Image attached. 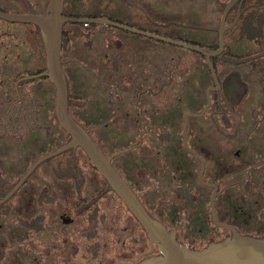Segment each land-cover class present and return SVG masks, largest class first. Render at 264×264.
<instances>
[{"label":"flooded vegetation","instance_id":"obj_1","mask_svg":"<svg viewBox=\"0 0 264 264\" xmlns=\"http://www.w3.org/2000/svg\"><path fill=\"white\" fill-rule=\"evenodd\" d=\"M118 184L159 238L264 237V0H0V264L160 254Z\"/></svg>","mask_w":264,"mask_h":264},{"label":"water","instance_id":"obj_2","mask_svg":"<svg viewBox=\"0 0 264 264\" xmlns=\"http://www.w3.org/2000/svg\"><path fill=\"white\" fill-rule=\"evenodd\" d=\"M55 5L56 1L53 2V6ZM48 55V76L56 86V114L59 121L74 134V124L66 113L67 84L60 68L58 51L50 49ZM100 169L109 179L111 175L114 176L111 170L102 167ZM116 189L130 212L144 225L150 238L158 239L159 242L160 254L145 257L133 264H264V237L233 233L219 241L211 240L200 250L184 245L176 239L159 238L157 226L139 206L135 196L124 185L118 184Z\"/></svg>","mask_w":264,"mask_h":264}]
</instances>
